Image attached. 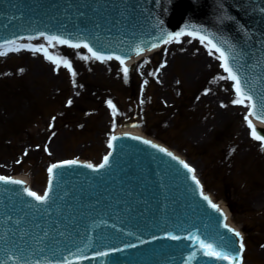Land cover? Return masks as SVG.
Here are the masks:
<instances>
[{
  "label": "water",
  "instance_id": "water-1",
  "mask_svg": "<svg viewBox=\"0 0 264 264\" xmlns=\"http://www.w3.org/2000/svg\"><path fill=\"white\" fill-rule=\"evenodd\" d=\"M180 25L219 42L263 114L264 0H0L4 37L63 27L126 52ZM113 162L93 172L73 168L45 202L28 201L17 180H0V264H232L204 255L235 251L237 239L179 159L124 139Z\"/></svg>",
  "mask_w": 264,
  "mask_h": 264
},
{
  "label": "rangeland",
  "instance_id": "rangeland-1",
  "mask_svg": "<svg viewBox=\"0 0 264 264\" xmlns=\"http://www.w3.org/2000/svg\"><path fill=\"white\" fill-rule=\"evenodd\" d=\"M187 44L129 68L62 47L53 51L57 63L0 57V174L28 176L40 189L47 164L98 160L110 134L138 118L137 132L189 161L209 193L231 205L246 259L264 264V139L249 127L246 105L233 103L219 61L209 66L199 42Z\"/></svg>",
  "mask_w": 264,
  "mask_h": 264
},
{
  "label": "snow or ice",
  "instance_id": "snow-or-ice-1",
  "mask_svg": "<svg viewBox=\"0 0 264 264\" xmlns=\"http://www.w3.org/2000/svg\"><path fill=\"white\" fill-rule=\"evenodd\" d=\"M176 35H180V33H177ZM48 39H51V40H58L60 43H64V44H67V43H68L67 41L60 40L59 37H55V36H53V37H49ZM202 39H203V38H202ZM209 44H211V41H209ZM71 46H72V47H80L79 44L71 45ZM211 46H212V48H215L217 52H220V56H221V57L224 56V53H223L219 48H217L216 45L212 44ZM84 47H88V45L85 44ZM89 51L91 52L92 50L89 48ZM0 55H3V53H0ZM45 55H46V58H48V57H47V54H45ZM93 55L95 56L96 54L93 53ZM65 63H66V62H65ZM68 66L70 67V65H68ZM221 66L224 67L225 70L229 73V78L232 79L234 82H236L234 86L236 87V91L239 93V92H240V88H239V86H238V84H239V82H238V78H237V76L233 73L232 68L229 67L228 64H227L226 62H225L224 64H222ZM124 71L126 72L127 69H125ZM233 103H235V104H239V103H241V100L236 99V100L233 101ZM246 119H247V117H246ZM250 127H251V125H250ZM254 138L259 139L260 137H254ZM144 142H145V143H148V141H144ZM161 151H163V149H161ZM168 155H171V153H168ZM104 159H105V162H107L108 157L106 156ZM65 163H75V162L72 161V162H65ZM180 163H181V164H184L183 161H180ZM59 166H60V165H52L51 167H49L48 172H49V173H52L53 169H54V168H57V167H59ZM88 167L91 168L92 165H88ZM101 167H103V165H101ZM184 167L187 168L189 172L193 171L191 168H189V166H188L187 164H184ZM193 179H195V177H193ZM0 180H5V178H4V177H0ZM11 182H12V183H20L19 181H11ZM49 183H51V181H50ZM24 191L27 193L28 196L33 197V198H34L36 201H38V202H44V201L47 199L48 195H49L48 191H45V193H44L43 196L37 195L35 192H32V191L28 190L27 188H25ZM203 199H204V200H208V197H207V196H204ZM209 203H210V202H209ZM211 206H212L213 208H216V205H214V204H212ZM234 234H235L236 236H239V233H234ZM172 238H173V239H178V237H172ZM201 243H202V247H203V248H205V249H212V246H211V245H204L203 242H201ZM130 246H134V245H130ZM240 249L243 250V244H242V243L240 244ZM100 255H105V253H100ZM193 255H195V254H193ZM204 255H205V256H209V257H214V258H217V259H229L228 256H226V255H224V254H222V253L216 252L215 250H206V251H204ZM236 260H238V256H237V257H234V258L232 259V264H235V261H236Z\"/></svg>",
  "mask_w": 264,
  "mask_h": 264
},
{
  "label": "bare ground",
  "instance_id": "bare-ground-1",
  "mask_svg": "<svg viewBox=\"0 0 264 264\" xmlns=\"http://www.w3.org/2000/svg\"><path fill=\"white\" fill-rule=\"evenodd\" d=\"M189 42H195V40L193 38H184V39H181V40L176 41V43L180 44V46L182 45L184 48L187 47V45H188L187 43H189ZM199 44H200V46H201V48L203 50V55H204V58H205V60H203V61L206 64H208L210 66V65H212L214 62H216L219 59V57L217 56V54H215L213 51H211L209 48H207V46L204 43H202V42L199 41ZM51 48L53 50H57L58 49V45H56L54 43H51ZM132 60H134V59H132ZM160 69H162V68H160ZM231 87L233 89L232 84H231ZM241 103L242 104H246V106H247L246 101H244V102L241 101ZM249 119L251 121H253L251 117H249ZM253 123H255V125H257L259 127L264 126V124L262 122H259L258 120L253 121ZM118 132H131V133L138 134V133H136V128L135 127H128V128H125V129L117 128V130L114 133H118ZM15 177H18V178H20L22 180H25L26 182L27 181L29 182V177L28 176L27 177H24V176H22V177L15 176ZM29 184H30V182H29ZM217 204L218 205H221V207L223 208V210L225 211V213L227 214V216L230 219V212L227 210L226 205L224 204V202L223 201H217ZM234 226L236 227V229L238 230V232L241 235V231H240L239 227L236 226V225H234Z\"/></svg>",
  "mask_w": 264,
  "mask_h": 264
}]
</instances>
